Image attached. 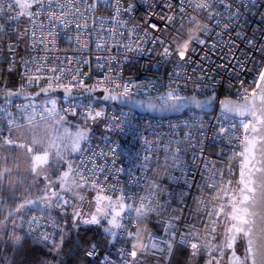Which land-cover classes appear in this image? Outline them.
<instances>
[{"label": "snow or ice", "instance_id": "obj_1", "mask_svg": "<svg viewBox=\"0 0 264 264\" xmlns=\"http://www.w3.org/2000/svg\"><path fill=\"white\" fill-rule=\"evenodd\" d=\"M236 6H233V0H163L162 5H150L154 9L157 6L162 7L161 12H150L146 17H140L143 23H137L129 27V21L123 20V14L133 10V5L129 4L127 8L120 5V0H0V39L7 36L10 40L15 36V40L8 43V51L15 54V50L21 41H27L26 50L43 53L55 52L57 50V40L60 33H65V39L71 43L77 42L78 51H83L88 47L87 40L83 39L89 31L96 32L97 28L92 27L99 23V31L103 32L105 18L94 17L98 7L103 5L105 8L111 7L114 15L112 22L127 30V44L121 45L116 40L114 47L119 49L123 47L125 53H136L140 55L156 53L161 60L174 63V71L169 74V84L166 92H157L155 96L148 95L143 100L136 98V93L143 89L157 87L155 81L149 83H137L129 79L123 81L122 75L113 73L111 61H116L115 56L96 57L98 61L104 59L105 63H98V68H107L109 74L104 75L103 79L91 87L84 83L82 77L88 76V73H82L79 68H72V57H65L61 61L59 57L50 58L48 55L33 56L30 60L22 59L24 71L21 73L23 82L15 92L11 90L0 89V94L5 99V109L10 103V97L24 95V89L37 83L40 80H46V86L41 87L40 93L48 94L55 89H63L65 97L71 96L74 89H83L87 92H93L96 89H102L105 93V100H121L125 103L147 108L152 111L160 112H179L184 109H204L208 107L215 99L213 96L201 98L205 89H212L217 83L212 75H200L195 78L196 89L200 90V95L194 89L192 95H182L181 85L176 81L192 79L185 77L184 71L187 66L195 64L192 56L198 50L209 48L213 53L217 51V44L223 46V50L230 53L223 57L225 64L217 65V68L227 69L228 64H232L233 69L239 68L245 70L244 62L252 60L253 53H259L262 61L257 62V67L252 71L256 72V78L249 87L244 86V81H240L241 90H238V101H221V108L225 113H231L233 116L241 117L239 126L243 129V138L239 140V146L242 151L232 153L233 156H239V178L233 185L231 180H224V172L216 169L215 165H210V161L203 162V172L200 173V182L195 179L196 171H199V165L193 164L196 171L188 172L187 166L182 163V153L186 148L181 147L184 142L190 143V134L186 135L184 141L169 140L161 149L164 153L163 158L144 156L140 168L143 170L141 179L148 185L146 189L142 188L145 195L132 197L127 195L123 189L121 194L113 199L111 195H104L105 188L101 186L97 170L104 173L106 169L95 165L96 156L105 155L103 152L93 153L91 156L84 157V153L90 151L82 147V142H86L87 132L77 128L71 131L67 125L66 117L61 115L63 109H57L55 99L45 102L44 107L37 113V106L29 103L18 106L23 112V119L27 122V135L31 136L30 142L18 143L16 139L11 138L13 127L16 129L24 128L25 125L16 124L15 119L8 121L9 136H3L0 130V137L4 145L10 148L24 149L28 156V173L37 179L43 178L46 184L41 189L40 195L35 199H23L22 203L15 208L5 209L3 205L6 201L0 195V239L4 231L9 227V221L13 229L11 239L14 247L19 246L22 237L15 235V231L21 227L25 209L36 207L41 211L57 208L62 210L65 215L67 208H72L73 228H78L79 223L85 225H100L102 220L107 222L108 227L104 229L105 234L110 237L108 243L115 245L117 242L121 245L116 248L118 259H112L107 252L97 260L99 255L97 246L92 244L85 250V256L93 261V264H140L138 256L146 255L150 250L164 255L170 254L173 250V242L179 234L177 243L190 249L191 258L207 254L206 264H220L224 257V250H233L237 238H242L245 243V252L243 258L237 256L232 251V256L228 264H264V0H234ZM216 5L217 7H214ZM218 6H222L221 12ZM255 10V11H253ZM170 13V14H169ZM259 13L261 20L259 24L260 36H257L254 30L251 35L244 34V27L249 23L244 19L246 15H255ZM41 17L46 18L45 20ZM21 18H25L27 24L24 27H12L18 25ZM155 20L157 22H152ZM205 20L201 28L199 21ZM243 20V24L241 21ZM195 22V23H194ZM185 25H190L186 31L180 29ZM200 29L199 34L194 36L187 44V50L182 52L185 46L186 38L191 35L192 29ZM220 28L219 32L215 29ZM171 30V32H170ZM110 38L117 35L124 37L125 33L117 34L113 29H107ZM75 33V36L68 33ZM39 33V35H37ZM209 44L208 41L213 39ZM234 33V35H229ZM170 34V38H166ZM237 41L245 46L243 57L236 56L234 49L238 48ZM107 41L105 37L98 36L96 48L104 50ZM151 44L153 47H144ZM135 45V46H133ZM156 45H159L157 52ZM110 51V49L108 50ZM51 59L53 65L63 64V67L48 66ZM129 57L125 54L124 60ZM204 55L201 60H208ZM76 63L80 64V58H75ZM87 64V60L82 61ZM16 62L13 61V65ZM123 61H117L116 67H120ZM13 68L10 67L9 71ZM49 73L50 75H45ZM70 74L71 80L65 83V76ZM175 77V79H173ZM207 79L208 83H203ZM122 81V82H121ZM183 87H186L183 85ZM36 93V95H40ZM31 109V111H29ZM75 114L74 109H69ZM86 120H97L105 116L103 110H95L90 106L86 113H82ZM39 116V120H37ZM187 127H195L194 124H186ZM111 130L119 132H128L133 137L139 134V126L134 122V117L125 116L123 119L112 117L107 124ZM204 125H200L203 130ZM236 124L224 127L221 124L218 128L217 136H226L234 131ZM231 139V138H229ZM239 139V138H237ZM146 145H151L147 140ZM175 145V146H173ZM195 147V145H192ZM115 154V150H112ZM78 153L82 159L79 163L68 159L71 154ZM203 150L201 148V156ZM9 157H0V193L4 191L3 181L12 175L13 169L5 166ZM198 159L193 152V161ZM115 161H113L114 163ZM89 164L93 166L88 167ZM170 164V167H169ZM51 167L64 168L57 177L56 181L49 178L48 172ZM162 170V176L176 182H182L185 189L179 193L168 192L162 189L157 177L156 169ZM180 170L182 175L176 177L173 173ZM19 172V166H16ZM121 171V170H118ZM152 172L153 177L149 179L146 173ZM210 173V175H205ZM231 173V169H229ZM108 176H103L107 181ZM20 181H15L19 185ZM139 184V181H137ZM58 184L59 190L55 187ZM13 182L9 181V187ZM96 189L94 197L95 209L90 218L84 219L82 210L76 208L73 204V198L83 201L84 196L79 192L82 189ZM109 191L115 192L117 189L109 188ZM205 191L207 195H205ZM195 192V195H193ZM161 193L167 195L169 199L161 202ZM66 195L70 198H66ZM172 199L177 200V207H171ZM192 200L197 207H189L186 201ZM41 205L43 206L41 208ZM166 212H176L177 215L169 216L163 219ZM185 212L187 216H185ZM158 218L157 222L164 225L165 232L171 237V240L165 241L164 248H157L154 243L153 234L149 231L145 238L139 235V225L142 220L152 221V217ZM17 217L20 218L19 223ZM195 219L199 227L195 224H186L183 228L177 229L176 222L180 220ZM29 232L33 231L32 226L38 223L37 217H31L28 221ZM224 225V231L220 233L221 242L216 243L217 228ZM53 226L59 228L53 221ZM135 227L136 231L132 228ZM40 242H47L49 234L43 233L37 238ZM64 236L61 235V243ZM142 244V247H141ZM49 252L58 255L60 247L53 242L46 245ZM138 248V251H134ZM6 264H11L7 261ZM41 264H51L50 261H42Z\"/></svg>", "mask_w": 264, "mask_h": 264}, {"label": "built area", "instance_id": "obj_2", "mask_svg": "<svg viewBox=\"0 0 264 264\" xmlns=\"http://www.w3.org/2000/svg\"><path fill=\"white\" fill-rule=\"evenodd\" d=\"M115 2V0H114ZM175 2V0H174ZM163 0H120V5L124 8H127L129 4L133 5V10L129 13L123 14L122 19L129 21V27L137 23H143L140 20V17H146L150 12H161L162 7L157 6L154 9L150 8V5H162ZM233 6L236 4L233 0ZM214 7H217L214 5ZM221 12L224 11L222 6H218ZM255 11V10H253ZM264 11V8L261 9ZM170 14V13H169ZM94 17H104V29L105 31H99V23L95 26L90 24V29L96 27L97 31H89L88 35L83 39L87 40L88 47L82 52L78 51V45L75 40L69 43L65 39V33L61 32L57 40V50L55 52L43 53L37 50L32 52L30 49L26 50V45L23 41L17 46L15 54L13 55L8 51V43H11L12 40H15V36L11 40L4 36L0 39V62H4L5 68L8 72H16L18 70L24 71L22 66L23 60H30L33 56H42L48 55L50 58L59 57L61 61H64V58L72 57L73 62L70 65L72 68H79L82 73H88V76L82 77L84 83L88 86L94 85L97 80L103 79L104 75L109 74L107 68H98V63H105L104 59L98 61L96 57H106L107 55L115 56L116 61H111L113 66V73L119 72L123 81L132 79L137 83H149L155 81L157 87L151 89H143L136 93V97H147L148 95L155 96L157 92H166L167 85L169 84V74L174 71V63L166 62L161 60V58L156 53L151 54H136V53H125L123 47L117 49L114 47L116 40H119L120 44H127L130 41L127 39V30L116 26L111 17L114 15L113 9L111 7L105 8L103 5L99 6L97 11L92 14ZM45 20L46 18L41 17ZM249 21L244 27V34L251 35L255 30L257 36H260L259 24L261 17L259 13L255 15H246L245 18ZM22 18L19 21L18 25H12V27H20ZM152 22H157L152 20ZM195 23V22H194ZM201 28L203 27L205 20L199 21ZM243 24V20L241 21ZM190 25H185L184 28H181L180 31H186ZM107 29H113L114 32L119 34L124 32V37L117 35L114 38H110V34ZM200 29H192L191 35L186 38L185 46L181 49L182 52L187 50V44L190 43L191 39L199 34ZM216 32L220 31V28L215 29ZM171 32V30H170ZM39 35V33H37ZM68 35L75 36V33H68ZM229 35H234L230 33ZM103 36L107 41L104 50H98L96 48L97 37ZM170 38V34L166 37ZM214 33L213 39L209 40L208 43L211 44L214 42ZM238 48L234 49L236 56L243 57L245 52V46L237 41ZM135 46V45H133ZM144 47H153L151 44L144 45ZM157 52H159V45L155 46ZM217 51L215 53L211 52L209 48H204L202 51L198 50L197 53L193 54L192 59L195 61V64H189L184 71L185 77H191L185 81L184 79L177 80L176 82L181 85V94L182 95H192L193 90L197 91V94L200 95V90L196 89L195 78L200 75H212L217 81L214 84L212 89H205L203 95L201 96H210L214 93L218 95V101L221 102L224 98H233L238 100L237 92L241 90L240 81H244V86L249 87L251 82L256 78V72L252 71L253 68L257 67V62L262 61V57L259 53H253L252 60H246L244 62L245 70H240L238 67L233 69L232 64H228L227 69L217 68V65L225 64L226 61L223 59L225 56H229L230 53L223 50V46L217 44ZM110 49V51H108ZM125 54L129 57L128 60H124ZM207 55L208 60H201V57ZM80 58L81 63L77 64L75 58ZM83 60H87V64H83ZM13 61L16 63L13 65ZM117 61H123L120 67H116ZM48 66L63 67V64L53 65L51 59L47 62ZM12 67L13 70L9 71V68ZM45 75H50L45 73ZM175 79V77H173ZM71 80V75L68 74L65 76V83ZM122 82V81H121ZM46 80H40L37 83H34L28 88H40L41 86H46ZM186 87H183L185 85ZM203 83H208V80L205 79ZM3 89V88H1ZM76 94L84 92L83 89H74ZM64 97L57 103V109H63L61 115H69L74 117H84L82 113H86L88 107L90 106L95 110H103L105 116L98 118L95 122H98L101 125L103 131H107V135L104 138L91 135L88 137L87 141L84 142L83 148H88L90 151L84 153V157L91 156L96 152H103L105 155L96 156L94 163L97 166L104 167L106 171L100 173L97 170V175L100 178L101 186L105 188L104 195H111L113 199L121 194L119 191L123 189L127 195L132 197L145 195V192L142 191V188L146 189L148 185L141 179L145 173L140 168V165L143 163V157L153 156L160 157L161 159L164 156L163 145L167 144L169 140H179L184 141L186 135L190 134V143L184 142L181 144V147L186 148V152L182 153V163L187 166L188 172L196 171L193 167V164L199 165V171H196L195 179L197 182H200V173L203 172L205 160L210 161L211 165H215L216 169H220L224 172V180H231L232 173L235 168H238L239 171V161L240 157L233 156L232 153H239L242 151V148L239 146V140L243 138V129L239 126V120L241 117L233 116L232 114L225 113L219 105L211 112L201 111L197 109H188L183 114L173 115L169 117H158L151 114H142L136 110L121 107L117 104H112L108 101L97 100L94 98V95L85 96L82 98L74 99L70 97H65V94L62 93ZM99 95L102 92L97 93ZM10 103L7 104L5 109V99H0V130L3 131V136H9L8 121L10 119H18L23 116L21 108L18 106L26 105L33 103L30 99L22 100L18 97H10ZM35 105V104H34ZM50 106V104H48ZM43 107L38 105L37 112H39ZM69 109H74L75 114ZM31 111V109H29ZM119 117L123 119L125 116L134 117V122L139 126V134L133 137L128 132H119L117 130H111L107 127L108 122L112 117ZM16 122V120H15ZM186 124H194L195 127H187ZM223 124L224 127H229L231 124H236L237 127L234 131L229 132L226 136H217L219 126ZM200 125H204L203 130H200ZM14 127L12 129L11 138L13 137ZM231 138V139H229ZM239 138V139H237ZM147 140L149 145H146L144 141ZM3 139L0 137V145L2 144ZM192 145H195L193 147ZM175 146V145H173ZM201 148L203 150V155L201 156ZM115 150L113 154L112 150ZM193 152L196 153L198 159L193 161ZM82 159L81 155L78 154L75 162L79 163ZM113 161H115L113 163ZM93 165L89 164L88 167L91 168ZM170 167V164H169ZM231 169V173H229ZM121 170V171H118ZM157 177H159V182L162 189H166L168 192L179 193L182 189H185V185L182 182H176L170 180L167 177L162 176V170L160 168L156 169ZM107 175V181L103 180V176ZM149 179L156 178L153 177L152 172L146 173ZM174 176L180 177L182 175L181 171L178 169L173 173ZM205 175H210V173H205ZM139 181V184L137 183ZM109 188H115L117 191H109ZM90 191H93L96 194V189L88 188ZM207 195V192L204 193ZM195 195V192H193ZM66 198L68 196L66 195ZM161 202L167 201L169 197L161 193L160 196ZM189 207L195 208L197 205L192 203L191 199L186 201ZM171 207H177V200L172 199ZM176 212H166L163 219H167L169 216L177 215ZM187 216V213L184 214ZM31 217H37L38 223L33 225L36 227L39 235L43 233H48L49 237L55 235L56 227L53 226V218L47 216L43 213L32 212L28 215L27 221ZM158 218L153 216L152 221L142 220L139 225V235L145 238V243L147 242L146 237L150 231L154 237V243L157 244V248H164L165 241L171 240V237L165 232L164 225L157 222ZM56 224V222H55ZM186 224H195L199 227L198 221L195 219L192 220H180L176 222L177 229L183 228ZM51 228V229H50ZM219 228V227H218ZM217 228V229H218ZM133 231H136V228H132ZM179 240V234L173 242V250L170 254L165 253L164 255L156 252L155 250H150L146 255L137 259L140 261V264H173V260L176 254V251L179 247L185 248L188 253L187 264H206L208 260L207 254L199 255L196 258H191L190 249L177 243ZM92 244H95L98 249L99 255L97 260H99L106 252L111 255L112 259H118L116 248L121 245L117 242L114 246L110 245L109 248H105L98 242H91L86 249H88ZM142 247V244H141ZM138 248H134V251H138ZM90 259V258H88ZM91 260V259H90Z\"/></svg>", "mask_w": 264, "mask_h": 264}, {"label": "trees", "instance_id": "obj_3", "mask_svg": "<svg viewBox=\"0 0 264 264\" xmlns=\"http://www.w3.org/2000/svg\"><path fill=\"white\" fill-rule=\"evenodd\" d=\"M3 67V73L0 75V86H4L3 89L16 91L20 88L19 74L14 72H8L5 68L4 62H0ZM38 89V88H34ZM24 92L29 94L27 88ZM97 125V130L100 131L101 125ZM15 132L13 133L14 136ZM3 144V142H2ZM1 144V145H2ZM238 168H235L232 173V178H239ZM235 181V180H234ZM23 189L21 185H17L14 188H5L0 195L6 203L3 205L5 209L15 208L17 204L22 203L24 199ZM32 212L47 214L39 209H31L24 212L22 226L18 228V234L15 235L22 237V241L19 246L13 245L11 235L12 230L9 226L3 233L2 239H0V264H6L7 261H11V264H41L42 261H50L51 264H93V261L85 256V250L88 245L95 241L109 248L108 243L110 237H108L101 225H85L79 226L78 228H73V218L59 213L60 224L64 223L66 225L67 233L63 235L62 224L59 228H56V233L49 237L47 242H40L37 238L41 237L36 227L32 226L33 231L29 232V224L26 223L28 215ZM51 217V216H50ZM3 217L0 216V219ZM63 221H62V220ZM9 224L11 222L9 221ZM51 229V228H50ZM64 229V228H63ZM61 235L64 236V240L61 243ZM55 242L60 247V252L58 255L50 253L46 245H50ZM243 249H245V244L243 239L241 240ZM231 251V250H230ZM188 253L183 247H179L176 251L173 264H187ZM242 258V257H241Z\"/></svg>", "mask_w": 264, "mask_h": 264}, {"label": "rangeland", "instance_id": "obj_4", "mask_svg": "<svg viewBox=\"0 0 264 264\" xmlns=\"http://www.w3.org/2000/svg\"><path fill=\"white\" fill-rule=\"evenodd\" d=\"M26 24H27L26 19L22 18L20 27L22 28ZM23 42L26 45L27 41H23ZM3 71H4L3 67L0 65V75L3 73ZM14 73L19 74V82L21 85V83L23 82V79L21 76L22 71L18 70ZM1 88H4V86H0V89ZM27 90H28L29 94H31L36 89L28 88ZM63 97H64V95H62L61 92H52V93H48V94H41L38 97L30 99V100L33 101V103L36 106L40 105V106L44 107L46 101L48 102V104H50V101L55 99L58 103ZM64 116L66 117V121H67L66 126H68L71 131H76L77 128L82 129V130H86L87 137H90L91 135H95V136L104 138L108 134L107 131L105 132L103 130H100V131L97 130L96 124H99L98 122H95V121L90 120V119L86 120L84 117H74V116H69V115H64ZM15 120H16V124L25 125V127L20 128V129H16L14 127L15 128L14 129L15 134L12 137V139H16L18 143L30 142L31 136L27 135V132H28L27 122L23 119V116L19 117L18 119H15ZM37 120H39V116H37ZM83 144H84V142H82V146H83ZM77 155H78V153L71 154L68 157V159L75 161ZM4 156L9 157L5 166L13 169L12 175L3 181L4 187L8 188L9 187V181H12L13 186L10 188H14L15 186H17L15 184V181L19 180L20 181L19 185H21L22 189H23L24 199H35L38 195L42 194L41 189L44 188L46 181L43 178L37 179L36 177H34L30 173H28L27 170H28L29 163H28V156H27L26 151L24 149H21V148H10V147L4 145L3 147H0V157H4ZM17 165L19 166V172H17V170H16ZM63 170H65V169L64 168L51 167L49 172H48V176L51 180L56 181L59 173ZM234 180L235 181L233 182V185H235V182L238 179H234ZM55 187L57 188V190H59L58 184H56ZM79 194L84 196V200L81 202V201L73 198V204L76 208H79L82 210V213L84 214L82 218H84V219L90 218V215L94 212V209H95L94 197L96 194L93 191H90L88 188L80 190ZM68 198H70V197H68ZM42 207L43 206L41 205V208ZM31 209H38V208L30 206V209H25L24 212L31 210ZM65 211L68 213L67 215H65L64 212H62V210L57 209V208H52L50 210H46L43 212L50 214L49 216H51L53 218L54 222H56V225H59L61 222L60 219L58 218L60 216L59 213L61 215H64L65 218L67 216L72 217V215H71V213L73 211L72 208H67ZM16 219L19 223L20 218L17 217ZM61 224H62V226H61ZM61 224H60V226H61L62 231H63L62 233H63V235H65L67 233L66 232L67 231L66 225L64 226V223H61ZM100 225L102 226L103 230L108 227L107 222L105 220H102ZM9 226L11 227V224H9ZM79 226H85V224L79 223ZM11 230L13 231L12 227H11ZM17 231H18V229L15 231V233L18 234ZM223 231H224V225L221 224V226L217 229L216 243H218V244L221 242L220 233H222ZM237 249H238L239 253L241 254V257L243 258L245 249H243L241 241L238 244ZM229 253H230V250H228V249L224 250V257H223V259H221L220 264H226V262L228 260Z\"/></svg>", "mask_w": 264, "mask_h": 264}, {"label": "water", "instance_id": "obj_5", "mask_svg": "<svg viewBox=\"0 0 264 264\" xmlns=\"http://www.w3.org/2000/svg\"><path fill=\"white\" fill-rule=\"evenodd\" d=\"M41 87H44V86H41ZM41 87L38 88L37 90H35L31 94H27V93L24 92L25 93L24 95H18V96H13V97H18V98H20L22 100H28V99L36 98V97L39 96V95L37 96L36 93H40ZM13 92H15V91H13ZM53 92H61V93H64L63 89H60V88L55 89V91H53ZM99 92H102V94L101 95L97 94ZM50 93H52V92H50ZM41 94H44V93H40V95ZM89 95H94V98L97 99V100L108 101V102H110L112 104H117L118 106H121V107H127V108H130V109L136 110V111H138L139 113H142V114H151V115L158 116V117H169V116H173V115H180V114H183L186 110H188V109H184V110L179 111V112H168V111L160 112V111L148 110L147 108H142V107H139V106H134V105L125 103V102H123L121 100H105L103 98L105 96V93H104V91L102 89H96L93 92L84 91V92H81V93H78V94H76L73 91L72 95L71 96H68V97L74 98V99H78V98H82V97L89 96ZM214 95H215V99L212 101V103L208 107H206L204 109H197V110L211 112V111H213L216 108L217 105H219L220 108H221V103L218 101V95L216 93H214ZM210 96H213V94L210 95ZM210 96H208V97H210ZM3 98H4L3 95L0 94V99H3ZM136 98L138 100L145 99V97H136ZM201 98L203 99V98H205V96H201ZM227 100L238 101V100L233 99V98H224L222 101H227ZM229 114H231V113H229ZM241 240H242V238H237V240H236V242L234 244V249H233L235 251V254L237 256H240V257H241V254L239 253L237 247H238V244L240 243ZM233 250L230 251V253L228 255V260H227L226 264H228V261H229V259L232 256V251Z\"/></svg>", "mask_w": 264, "mask_h": 264}, {"label": "bare ground", "instance_id": "obj_6", "mask_svg": "<svg viewBox=\"0 0 264 264\" xmlns=\"http://www.w3.org/2000/svg\"><path fill=\"white\" fill-rule=\"evenodd\" d=\"M63 95V94H62Z\"/></svg>", "mask_w": 264, "mask_h": 264}]
</instances>
